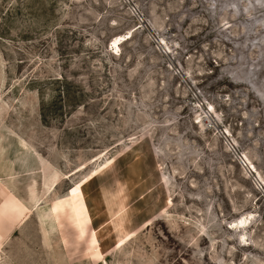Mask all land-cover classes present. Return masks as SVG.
<instances>
[{
  "label": "rangeland",
  "instance_id": "obj_1",
  "mask_svg": "<svg viewBox=\"0 0 264 264\" xmlns=\"http://www.w3.org/2000/svg\"><path fill=\"white\" fill-rule=\"evenodd\" d=\"M0 264H264V0H0Z\"/></svg>",
  "mask_w": 264,
  "mask_h": 264
},
{
  "label": "bare ground",
  "instance_id": "obj_2",
  "mask_svg": "<svg viewBox=\"0 0 264 264\" xmlns=\"http://www.w3.org/2000/svg\"><path fill=\"white\" fill-rule=\"evenodd\" d=\"M128 34H119L116 35L112 38L111 40V50H114L113 53H118L119 48H120V44L128 39ZM251 223L250 217H241L239 219L233 220L230 222V227L233 228H240V229H245L246 227H248V225Z\"/></svg>",
  "mask_w": 264,
  "mask_h": 264
}]
</instances>
